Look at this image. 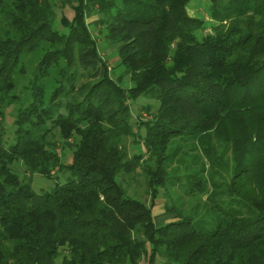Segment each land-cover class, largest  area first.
<instances>
[{
    "label": "trees",
    "instance_id": "16d2710c",
    "mask_svg": "<svg viewBox=\"0 0 264 264\" xmlns=\"http://www.w3.org/2000/svg\"><path fill=\"white\" fill-rule=\"evenodd\" d=\"M208 1L0 0V264H264V0Z\"/></svg>",
    "mask_w": 264,
    "mask_h": 264
},
{
    "label": "rangeland",
    "instance_id": "374dc122",
    "mask_svg": "<svg viewBox=\"0 0 264 264\" xmlns=\"http://www.w3.org/2000/svg\"><path fill=\"white\" fill-rule=\"evenodd\" d=\"M210 7V2L208 0H191V2L188 5V12L190 16L192 17H199V18H205L210 21V16L208 14V10ZM59 16L62 14L70 15L69 9H65L63 11H58ZM90 29L93 33V35L96 37L100 48L101 53L104 55L105 59L110 63L111 67L117 63L116 61V54L113 47L108 46L103 39L102 34L100 33V29L102 28L99 25V16L96 14H92L88 19ZM121 67H116L113 70L114 77L119 76L118 79H120L122 86L125 88H131L134 83L130 80L129 76H121L122 74ZM142 104H136L134 107L135 109L139 110L142 114L144 119H146L148 116L144 111L141 110ZM137 149V147H134V151ZM58 153L62 156V160L64 164L71 163L72 162V156L73 151L70 149V145L66 144L64 147H59ZM12 168L21 176V178H27L29 182L32 184V187L37 192H48L53 190L56 183H64L66 181V176L62 175L59 172H56L55 176L57 175V179L53 178H45L40 175H33V176H27L24 165L21 163H15ZM131 190L132 195L134 193H137L139 199L144 200L146 202L150 201V197L146 192V186L143 183L142 178H139L138 182L131 183V186L129 187ZM153 217L156 225L160 226L163 224H166L168 222L172 221V217L168 215L163 207L162 200H159L156 206L153 208Z\"/></svg>",
    "mask_w": 264,
    "mask_h": 264
}]
</instances>
